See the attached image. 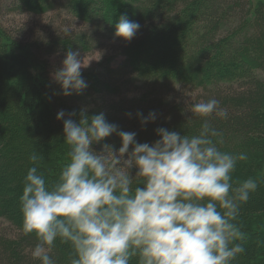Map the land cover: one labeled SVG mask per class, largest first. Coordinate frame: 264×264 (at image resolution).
Wrapping results in <instances>:
<instances>
[{
	"label": "trees",
	"instance_id": "16d2710c",
	"mask_svg": "<svg viewBox=\"0 0 264 264\" xmlns=\"http://www.w3.org/2000/svg\"><path fill=\"white\" fill-rule=\"evenodd\" d=\"M56 6L71 20L68 26L52 16L37 27L20 29L18 38L0 29V45L9 52L0 58V219L15 229L11 237L0 235V264H40L31 256L34 234L22 231L21 180L33 166L32 151L43 156L39 170L47 181L58 176L68 151L63 119H56L61 110L65 118L74 112L77 122L82 111L88 117L103 113L119 130L135 132L137 142L152 143L159 139L155 130L160 127L193 134L201 121L189 120L191 105L218 99L228 118L212 119L222 133L214 138L217 147L248 156L237 162L233 181L252 178L258 183L236 222L243 232L264 228L263 7L250 0H13L10 10L44 15ZM122 15L141 25L131 41L114 36ZM68 50L81 57L103 52L95 69L82 72L87 87L65 96L38 60ZM138 112H155L156 119L141 124ZM33 141L38 146L29 148ZM120 143L113 133L91 147L101 152L105 144L118 149ZM16 166L20 170L14 173ZM135 172L131 169L130 175ZM8 189L12 192L5 196ZM258 236L264 248V231ZM255 240L246 239L245 251L232 264H250ZM51 255L56 264H70L71 248L57 241ZM259 257L258 264H264V256Z\"/></svg>",
	"mask_w": 264,
	"mask_h": 264
},
{
	"label": "clouds",
	"instance_id": "9594fccd",
	"mask_svg": "<svg viewBox=\"0 0 264 264\" xmlns=\"http://www.w3.org/2000/svg\"><path fill=\"white\" fill-rule=\"evenodd\" d=\"M140 27L122 15L114 36L131 41ZM88 65L79 51L65 53L51 74L63 95L87 87L81 70ZM74 115L65 118L61 110L56 116L63 119L68 151L54 181L39 170L43 156H29L33 166L19 200L22 231L37 241L33 259L56 264L51 254L57 241L70 246V264H232L245 251L247 233L236 221L258 183L233 181L237 162L248 156L217 147L214 138L222 133L212 119L228 118L218 99L191 105L189 120L201 121L196 132L160 127L152 143L137 142L135 132L119 130L103 113L88 117L82 111L79 122ZM136 115L141 124L156 119L155 112ZM113 133L118 149L105 144L101 152L93 150Z\"/></svg>",
	"mask_w": 264,
	"mask_h": 264
},
{
	"label": "rangeland",
	"instance_id": "374dc122",
	"mask_svg": "<svg viewBox=\"0 0 264 264\" xmlns=\"http://www.w3.org/2000/svg\"><path fill=\"white\" fill-rule=\"evenodd\" d=\"M15 1V0H14ZM12 2L13 0H2L0 2V6H2V8L0 9V29L4 31V33L7 36L11 37V34L13 37H16V35H19V32L22 30V28H24L25 26H29V27H37L40 25L41 21H43L44 19H47V17H55L56 20L58 22H60V20L62 19V25L65 26L69 24V22L71 20H68L69 18H67L63 12L59 11V9L54 8V10L50 11L49 13H45L44 15H31V14H21V15H17L15 14L12 10H10L12 8ZM251 5H255V4H259L263 7L264 10V0H250ZM103 12V11H102ZM60 24V23H59ZM24 34V33H22ZM114 46L115 49L118 50L119 48L117 47L118 45L116 43H114L112 40H110ZM111 42H103V44L105 45L106 48L113 47V44ZM159 48H157L156 50H158ZM103 52V51H102ZM101 51L98 50H93L91 53L84 55L82 57L83 63L86 65L87 63H89V65L85 68H82V72L85 70H93L95 69L98 64L99 61L101 59ZM8 50L5 49L2 45H0V58L1 57H5L8 55ZM64 56L58 54L56 56L52 55V56H44L42 58H40L38 60L39 63H41L43 66H45L48 70H49V75L50 78L52 79V73L55 71V69L59 68L61 66V61L63 60ZM142 58H144V56H142ZM90 61V62H89ZM114 61L118 62L119 58L114 56ZM177 64L178 61L175 62L174 64V68H177ZM53 80V79H52ZM57 84V83H56ZM3 90H6L5 88H2ZM1 89V90H2ZM195 93V92H194ZM28 105V104H27ZM13 114V113H12ZM15 114V113H14ZM13 114V115H14ZM16 115V114H15ZM14 115V116H15ZM19 115V114H18ZM20 116V115H19ZM11 123V122H10ZM21 136H24V133L21 134ZM32 146L29 148H36L38 145L35 141L32 142ZM34 152V151H32ZM54 157V156H53ZM16 164V163H15ZM12 163V166L15 165ZM14 173L19 172L20 169H18V167L16 166L15 169H13ZM28 169L25 170V174L27 172ZM25 177V176H24ZM23 177V178H24ZM21 182H23L24 184V179L23 181L21 180ZM11 183V181H10ZM11 190L8 189V191H6L4 193V195L6 196ZM264 226V221L263 224ZM264 228L259 227L258 229H254L252 227V229L247 228L245 233H247V238H253L255 237V242H253L251 249H253V253H251L248 258H247V263L250 264H258L259 263V256H264V248H261L262 246V241L259 240V233H263ZM15 234V229L13 228V226H11L9 223H7L5 220L0 219V235H4V236H13ZM247 256V255H246ZM234 264V263H233Z\"/></svg>",
	"mask_w": 264,
	"mask_h": 264
}]
</instances>
